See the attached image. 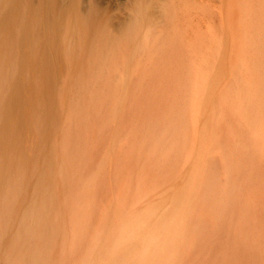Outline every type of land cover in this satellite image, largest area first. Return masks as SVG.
<instances>
[{"label": "rangeland", "instance_id": "rangeland-1", "mask_svg": "<svg viewBox=\"0 0 264 264\" xmlns=\"http://www.w3.org/2000/svg\"><path fill=\"white\" fill-rule=\"evenodd\" d=\"M127 1L113 0L114 36ZM175 6L168 20L153 15L162 20L156 42L122 41L109 69H55L50 93L38 72L22 69L21 106L9 121L21 113L28 123L4 153L22 189L1 218L0 264L44 179L54 206L49 264H100L111 254L125 264L112 239L149 206L183 212V226L174 220L146 264H264V0ZM0 21L3 51L12 26ZM128 248L129 264H141Z\"/></svg>", "mask_w": 264, "mask_h": 264}, {"label": "bare ground", "instance_id": "bare-ground-1", "mask_svg": "<svg viewBox=\"0 0 264 264\" xmlns=\"http://www.w3.org/2000/svg\"><path fill=\"white\" fill-rule=\"evenodd\" d=\"M176 1L128 0L123 6L125 19L119 36H114L108 26L119 4H113V0H0V8L6 10L0 12V20L12 26L5 29L7 46L0 51V235L6 231L1 218L11 215L13 202L22 189V181L13 175V171L7 170L5 162L9 155L4 154L15 152L18 129L28 123L21 113L16 114L15 123L9 121L15 109L21 106L19 76L22 69L31 67L38 72L46 93H50L56 84L55 69L72 66L97 72L109 69L116 63L117 55L123 54L126 49L121 47L122 41L127 45L131 41H139L140 48L144 49L150 39L153 42L158 40L157 26L162 20L155 19L153 15L158 12V17L168 20L176 9ZM155 3L158 4L156 8ZM4 27L5 23H0L2 30ZM74 49L76 53H73ZM82 52L89 53V59L83 65L72 59L73 55ZM255 133L257 137L261 135L259 130ZM44 180L36 183L32 204L21 215L9 240L7 264H49L48 248L55 232L50 211L54 206L49 183ZM175 213L174 220L179 221L178 228L181 230L183 212L177 210ZM127 248L120 250L125 264H129ZM160 250L153 252L158 254ZM134 255L138 257L136 248ZM115 260L114 254H111L109 260H102L100 264H116Z\"/></svg>", "mask_w": 264, "mask_h": 264}, {"label": "clouds", "instance_id": "clouds-1", "mask_svg": "<svg viewBox=\"0 0 264 264\" xmlns=\"http://www.w3.org/2000/svg\"><path fill=\"white\" fill-rule=\"evenodd\" d=\"M173 224L174 218L166 215V209L149 206L129 216L118 226L111 249L118 252L126 247H135L141 264H144L152 251L168 244Z\"/></svg>", "mask_w": 264, "mask_h": 264}]
</instances>
